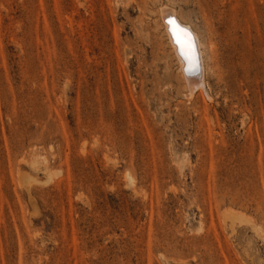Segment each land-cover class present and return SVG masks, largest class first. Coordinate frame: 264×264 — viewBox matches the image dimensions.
Here are the masks:
<instances>
[{
    "label": "rangeland",
    "instance_id": "1",
    "mask_svg": "<svg viewBox=\"0 0 264 264\" xmlns=\"http://www.w3.org/2000/svg\"><path fill=\"white\" fill-rule=\"evenodd\" d=\"M0 264H264V0H0Z\"/></svg>",
    "mask_w": 264,
    "mask_h": 264
},
{
    "label": "bare ground",
    "instance_id": "2",
    "mask_svg": "<svg viewBox=\"0 0 264 264\" xmlns=\"http://www.w3.org/2000/svg\"><path fill=\"white\" fill-rule=\"evenodd\" d=\"M144 4H145V2H144ZM161 7H160L161 9L159 11V17L162 20L161 22L164 23V25H162V26L165 27L164 30H165V33H167V38L169 41L168 43H170V45L173 49V52H174V54L178 60L182 76L185 80V82H184L186 84L185 86L189 90L188 92L200 90L207 97V92H208L207 87L209 84H208V81L206 79L207 78L206 72L209 69V65L206 62L207 56L205 55V47H204L205 42L202 40L199 31L189 21L183 20L182 17L179 16L180 14L178 15L175 12L176 10L173 9V7L167 6V5H166V7H164V5ZM172 18H175L182 26L186 27L191 32V34L194 38L195 45H196V51H197V58H198V63H199V71L193 75H189L188 72L186 71V69L188 67V63L181 56L178 45L176 44V42L173 39V36L170 32V26L167 23V21L169 19H172ZM206 28H207V32L209 35V39H208V43H207L208 52L210 54V57L214 58V60H216V58H217L216 47H215V44L212 41V37H211L212 28L207 21H206ZM214 64H216L215 61H214ZM203 69H204V72H203ZM203 73H204V76H203Z\"/></svg>",
    "mask_w": 264,
    "mask_h": 264
},
{
    "label": "snow or ice",
    "instance_id": "3",
    "mask_svg": "<svg viewBox=\"0 0 264 264\" xmlns=\"http://www.w3.org/2000/svg\"><path fill=\"white\" fill-rule=\"evenodd\" d=\"M170 32L178 45L181 56L187 61L186 71L193 75L199 71V63L194 38L191 32L182 26L175 18L169 19Z\"/></svg>",
    "mask_w": 264,
    "mask_h": 264
}]
</instances>
